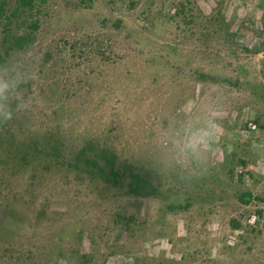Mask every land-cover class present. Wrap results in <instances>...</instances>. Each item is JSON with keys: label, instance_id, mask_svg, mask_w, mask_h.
<instances>
[{"label": "rangeland", "instance_id": "374dc122", "mask_svg": "<svg viewBox=\"0 0 264 264\" xmlns=\"http://www.w3.org/2000/svg\"><path fill=\"white\" fill-rule=\"evenodd\" d=\"M36 4L37 30L0 23L25 81L0 120V264H264V0ZM88 145L157 196L76 163Z\"/></svg>", "mask_w": 264, "mask_h": 264}, {"label": "trees", "instance_id": "16d2710c", "mask_svg": "<svg viewBox=\"0 0 264 264\" xmlns=\"http://www.w3.org/2000/svg\"><path fill=\"white\" fill-rule=\"evenodd\" d=\"M43 1V0H40ZM37 0H16L14 3V6L11 7L9 0H0V23H12L15 22H22L23 25H25L26 29H33L37 30L39 21L31 20V24H29V18L34 16V10L36 11L37 6ZM10 6V8H9ZM26 14V16L24 15ZM20 15H23V21H20ZM31 19V18H30ZM5 24V23H4ZM6 30V28H5ZM33 33H26V31H23L17 35L10 34V33H4V37L2 39V43L5 42H12L14 47L17 49L25 48L26 44L31 43L33 39ZM6 55V54H5ZM3 55H0V62L3 61ZM92 149V146L88 145L85 147H82L81 150L78 153L76 163L80 162L83 166L86 168L89 167L91 164L92 167L97 168V172L94 170H89L91 173H95L96 175H101L102 178L103 175L105 176L106 181H111L114 184H120V180L124 179L125 182H127V186L131 192L132 195L135 197H155L157 196V187L154 185L153 181L149 179L147 176H143L141 173H138L135 171L133 166L129 164L128 162H116L115 157L112 155V157H106L107 153L102 149H100V155L103 154L105 158L107 159V163L104 162L102 165L99 166V164L96 163V161L91 160V156L88 155L89 150ZM109 155V154H108ZM85 158V159H84ZM104 180V181H105ZM253 196L251 193L246 192L242 193L239 196V199L241 202L247 204L252 200ZM261 215L262 212H259ZM234 222L233 227L236 228L239 226L238 220H232Z\"/></svg>", "mask_w": 264, "mask_h": 264}, {"label": "clouds", "instance_id": "9594fccd", "mask_svg": "<svg viewBox=\"0 0 264 264\" xmlns=\"http://www.w3.org/2000/svg\"><path fill=\"white\" fill-rule=\"evenodd\" d=\"M11 71V65L8 63L0 64V120H10L14 112L24 107L22 104H17L15 107L12 106V100L17 97V89L21 83L15 77L8 76L5 78V69Z\"/></svg>", "mask_w": 264, "mask_h": 264}, {"label": "crops", "instance_id": "0c3cea01", "mask_svg": "<svg viewBox=\"0 0 264 264\" xmlns=\"http://www.w3.org/2000/svg\"><path fill=\"white\" fill-rule=\"evenodd\" d=\"M256 127V125L254 126V128Z\"/></svg>", "mask_w": 264, "mask_h": 264}]
</instances>
